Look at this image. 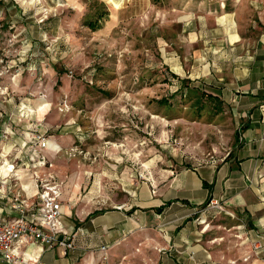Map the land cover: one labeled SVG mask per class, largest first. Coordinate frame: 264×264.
Instances as JSON below:
<instances>
[{"label": "rangeland", "instance_id": "obj_1", "mask_svg": "<svg viewBox=\"0 0 264 264\" xmlns=\"http://www.w3.org/2000/svg\"><path fill=\"white\" fill-rule=\"evenodd\" d=\"M0 1V119L10 118L15 103L44 107L39 120L60 147L52 169L67 185L65 207L75 223L131 203L142 183L165 186L180 171L233 158L237 113L224 103L215 114L205 103L196 119L178 91L188 84L217 94L198 78L209 62L201 52L216 47L180 42L186 33L164 21L178 17L162 15L159 0H97L108 16L94 31L84 17L95 0ZM211 201L195 221L206 231L210 262L264 264V248L252 247L264 244L258 219ZM134 252L116 264H152L153 251L137 244Z\"/></svg>", "mask_w": 264, "mask_h": 264}, {"label": "crops", "instance_id": "obj_2", "mask_svg": "<svg viewBox=\"0 0 264 264\" xmlns=\"http://www.w3.org/2000/svg\"><path fill=\"white\" fill-rule=\"evenodd\" d=\"M158 4L162 15L178 17L164 21L180 25L186 36L178 38L185 46L216 47L211 55L201 52L209 62L201 66L198 78L215 89L239 116L240 146L223 165L209 162L199 169H185L165 186L142 183L131 203L88 213L77 217L76 223L70 219L72 212L63 206L61 227L83 230L76 239L77 248L63 254L59 248L50 251L37 247L38 264H116L120 258L136 256L137 244L146 253L153 251L152 264H213L203 240L206 231L195 227L208 198L236 207L249 220L258 219L264 230V0H159ZM220 60L222 64L217 63ZM37 107L44 111V107ZM16 108V103L11 105L6 113L10 118L0 119V130L6 125L15 131L12 122L18 127L25 125L17 121ZM36 118H40L38 112L32 120ZM25 134L19 131L18 139ZM49 135L51 145L45 154L53 164L60 147L57 138ZM22 180L24 192L33 197L27 172ZM105 244L109 245L106 262L98 250Z\"/></svg>", "mask_w": 264, "mask_h": 264}, {"label": "built area", "instance_id": "obj_3", "mask_svg": "<svg viewBox=\"0 0 264 264\" xmlns=\"http://www.w3.org/2000/svg\"><path fill=\"white\" fill-rule=\"evenodd\" d=\"M60 110H68L66 103ZM36 112L34 108L20 105L16 118L25 125L18 127L9 121L16 130L11 132L6 125L0 130V264H38L37 247L72 253L77 248L78 235L83 234L81 228L68 231L61 227L64 184L53 172V164L45 154L51 145L50 135L37 118L32 120ZM19 131L26 133L20 139ZM25 172L35 193L33 197L24 192ZM209 203L214 207L213 201ZM108 247L105 244L98 248L104 262ZM252 247L258 252L264 244L254 241Z\"/></svg>", "mask_w": 264, "mask_h": 264}, {"label": "trees", "instance_id": "obj_4", "mask_svg": "<svg viewBox=\"0 0 264 264\" xmlns=\"http://www.w3.org/2000/svg\"><path fill=\"white\" fill-rule=\"evenodd\" d=\"M107 16H108V10L105 3L97 0L92 1L88 5V13H86L84 17V25L87 26L92 31L97 30L100 27L101 20L107 18ZM172 76L175 78L177 77L173 74ZM180 82L183 83L184 80H180ZM183 90H185L184 92L185 98H187L188 102H190L189 111L192 112L193 116H195L194 118L198 119L201 110L205 108L204 106L205 103L208 104L207 106H209V108L215 114H219L223 111L224 102L217 95L212 93H205L203 91H200L197 87L189 86L188 84H186L185 87H183L182 84L178 89L180 94H182ZM173 118H169V119H173ZM237 139H238V132L236 133V141ZM210 200L211 198H208L207 201L201 206V208H204L206 205H208ZM158 212H161V209H158Z\"/></svg>", "mask_w": 264, "mask_h": 264}, {"label": "bare ground", "instance_id": "obj_5", "mask_svg": "<svg viewBox=\"0 0 264 264\" xmlns=\"http://www.w3.org/2000/svg\"><path fill=\"white\" fill-rule=\"evenodd\" d=\"M110 2H111V0H110ZM34 109L36 110V111H38L39 112V110L37 109V107H34ZM41 113V112H40Z\"/></svg>", "mask_w": 264, "mask_h": 264}]
</instances>
